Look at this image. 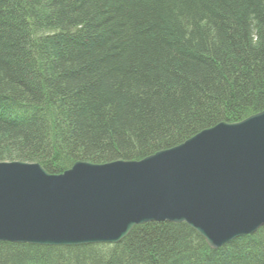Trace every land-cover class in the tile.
<instances>
[{
  "label": "trees",
  "instance_id": "16d2710c",
  "mask_svg": "<svg viewBox=\"0 0 264 264\" xmlns=\"http://www.w3.org/2000/svg\"><path fill=\"white\" fill-rule=\"evenodd\" d=\"M29 17L59 32L36 55ZM131 25L165 56L128 54L143 59L130 70L121 55L134 46L124 38ZM95 26L109 47L90 42ZM43 80L66 130L55 116L7 124ZM263 110L264 0H0V161H43L62 173L79 161L139 160ZM1 249L0 264H264V228L217 252L186 224L170 223L136 227L116 245Z\"/></svg>",
  "mask_w": 264,
  "mask_h": 264
},
{
  "label": "water",
  "instance_id": "95a60500",
  "mask_svg": "<svg viewBox=\"0 0 264 264\" xmlns=\"http://www.w3.org/2000/svg\"><path fill=\"white\" fill-rule=\"evenodd\" d=\"M0 208L7 220H26L11 227L15 236L2 229L4 242L114 244L139 224L170 220L220 249L264 226V111L138 162H77L58 177L40 165L0 162Z\"/></svg>",
  "mask_w": 264,
  "mask_h": 264
},
{
  "label": "bare ground",
  "instance_id": "6f19581e",
  "mask_svg": "<svg viewBox=\"0 0 264 264\" xmlns=\"http://www.w3.org/2000/svg\"><path fill=\"white\" fill-rule=\"evenodd\" d=\"M31 5H34L32 7L34 9H38V10L40 9V6L38 5V3H33ZM24 15H26L25 12L24 11H22V12L20 11L19 12V16H17V19L19 17H23L24 18ZM144 15H145V17H148V15H149L148 14V11L146 13H144ZM144 15H142V17ZM27 22H28V25H27V31H28L27 32V35L30 36L33 41H35V42L37 41V43H36L37 46L35 47L34 52H33V54L36 55L37 54L36 53V49L38 50L39 47H41V44H40L41 41L44 40V39H47V38H49L51 36H53L54 34H58L59 32L57 33L56 30L50 29V28H46V27L45 28L38 27L37 26V23L32 18H30V17L28 18V21ZM204 24L205 23H203L201 26H204ZM131 26H128V28H129L128 31L129 32L127 31V35L124 36V38L126 39L125 40L126 43L130 40L131 44H133L134 46H132L128 50L125 49L126 51L123 52L122 55H121V56L124 57V58L121 57V60L125 64H127V65L130 66V68H129L130 70L131 69H137V67H135V65H137L138 66V69H139V67H141V66H139L138 64L141 65L143 59L142 60L141 59H139V60L135 59L134 60V58H132L131 55H130V57H128V54H133V55H137L138 54L137 56H143L144 54L146 55V54H149L151 52L152 53L151 54L152 56H149V57H152V59H155V60H156V58L158 56H161V57H164L165 56V55L159 53L158 50H155V47H153V46H151V45L148 44L149 41L147 40V37H148L147 33L144 34V33H141L140 32L142 34L141 40H140L139 39L140 35L139 34H136V32L138 33V31H135V28H133V26L132 27ZM157 27L158 26H156V28ZM98 28H101V26H95L91 30L89 29V31H90L91 34H95V35H91V38L92 39H90V42H92V40H93V42L97 41V42H99V45L103 46L104 48L106 46L109 47V45H111V41H109L110 38L107 37V34L106 35H102V33H101V38H99V36L96 35V34L100 33V31H98ZM69 32H71L70 34L72 36H73V34H77L78 33V31L75 28H71ZM70 40L72 41L73 38H71ZM139 42L143 45V47L140 45ZM146 42H147V44H146ZM118 49H121V48L119 47ZM125 57H127L128 59L125 58ZM146 61H147V63L148 62L149 63L151 62L150 59H148V57H147ZM145 68L147 70V67H145ZM141 70H143V69H141ZM138 80L139 81H142V79H138ZM44 85H45V80L39 82L37 88H34L33 89L34 95L33 94L31 95L29 93L30 95H29V97L26 100H23L22 102H19V103L16 102V104H14L15 107L12 109V111L14 110V113L13 114L12 113L9 114V116L7 117V120H6L7 124L10 125V124L16 123V122H22V123L31 122V121L34 120L35 117H38V116H40L41 118H45V119H46V117H53V116H55L57 119H61L58 122V125L60 127V131L61 130H66V128L68 127V125H67L68 123L66 121H64L63 116L61 114H59V112H56V104L57 103L56 102L51 103L48 100H46L47 98H45L43 96V95H45L47 93V90L44 87ZM48 93L50 94L51 92L49 91ZM103 95L105 96V94H103ZM37 96L42 97V102L44 100L45 101L42 104H38L37 105V102L38 101L32 99V98H34V99L37 98L38 99ZM105 102H108V99L107 98H106ZM124 104H125V102L124 101H121V103H120L119 106L124 105ZM97 106L94 105L93 107H91V109L92 110L94 109V111H97L98 110ZM121 111H123L125 114H128L129 113L128 110L127 111L124 110L123 107L121 108ZM16 114H18V115H16ZM120 115H121V113H120ZM129 115H128V117H129ZM49 125L50 126L47 127V131H49V133H52V132L54 133L55 132V129L51 128L52 123H50ZM55 126H54V128H56ZM154 154H157V153H154ZM76 163H74V165ZM90 164H92V162H90ZM70 169H67V170L63 171L62 173L66 172V171H68ZM171 222L172 221L167 220V221H164L163 223H170L171 224ZM182 223H180V224H182ZM148 224H150V222H148ZM188 227L190 228V230L192 229V227L190 225ZM134 228H136V226ZM134 228L131 230V232L134 230ZM191 231L198 237V232L197 231H193V230H191ZM131 232H129L128 235L124 239H126L130 235ZM200 241L203 243L204 247L207 250H211L212 249V247L210 245H208V243L206 242L205 237H203V236L200 237ZM5 243L6 242H4V241H0V249L2 248L4 250V244ZM14 244H15V242H13L11 245H14ZM17 245H28V243H17ZM58 245L60 247H58L57 245H48V244H31V246L40 247V248L46 250L47 252H53L56 249L55 247H58V248H68V247H70V246H65V245H62V244H58ZM105 245H107V244H105ZM108 247H110V246H108ZM54 262H55L54 260H52V262L49 261V264H55Z\"/></svg>",
  "mask_w": 264,
  "mask_h": 264
},
{
  "label": "rangeland",
  "instance_id": "374dc122",
  "mask_svg": "<svg viewBox=\"0 0 264 264\" xmlns=\"http://www.w3.org/2000/svg\"><path fill=\"white\" fill-rule=\"evenodd\" d=\"M264 111V110H263ZM262 112V111H261ZM258 113H260V112H258ZM258 113H256V114H258ZM253 115H255V114H253ZM252 116V115H251ZM250 117V116H249ZM249 117H247V118H249ZM247 118H245V119H247ZM245 119H243V120H245ZM243 120H241V121H243ZM241 121H239V122H241ZM220 123H222V122H220ZM219 123V124H220ZM225 123H229V124H233V123H238V122H226L225 121ZM218 125V124H217ZM214 127V126H213ZM210 128H212V127H210ZM210 128H207V130L208 129H210ZM204 130H206V129H204ZM203 131V130H202ZM200 133V132H199ZM198 134V133H197ZM197 134H195V135H197ZM195 135H193V136H191V137H189L187 140H185V141H183L182 143H180V144H178V145H181V144H183V143H185L186 141H188L189 139H191V138H193ZM177 144L175 145V146H173V147H171V148H174V147H177L178 146ZM171 148H168V149H171ZM168 149H163V150H160V151H164V150H168ZM159 152V151H158ZM157 153V152H156ZM152 155H154V154H152ZM152 155H150V156H152ZM147 157H149V156H147ZM147 157H145V158H142V159H139V160H137V159H135V160H122V159H120V160H115V161H124V162H138V161H142V160H144V159H147ZM115 161H110V162H105V163H92V164H98V165H107V164H110V163H113V162H115ZM0 162H7V163H13V162H22V163H24V164H28V165H40L43 169H44V171L47 173V174H49L50 175V177H58L59 175H62L63 173H53V172H50V171H48L47 170V168H45L44 166H43V161L42 162H39V161H23V160H7V161H0ZM79 162H85V163H90V162H87V161H79ZM45 166H46V164H44ZM70 169V168H69ZM40 197V196H39ZM47 201L48 202H51L52 201V196H48V198H47ZM62 201V202H61ZM71 201V200H70ZM58 202L59 203H63V202H67V199L65 198V196L64 195H61L60 196V199H58ZM7 205H10L9 203H7ZM10 209V211H11V209L12 208H9ZM42 209V208H41ZM40 209V210H41ZM44 209V211L45 212H47V211H50V210H47V209H50V208H43ZM19 210H21V211H28V210H26L24 207H20L19 208ZM57 210H56V208H55V210H51V213H55ZM48 213V212H47ZM4 215L5 214H3V208H0V225H2V227H1V229H0V231H1V234L3 233L2 232V229L5 231V232H7V234L9 235V236H15L16 234V232L14 231V232H12V229H11V227H16V226H18V225H20V223H22V221H26V220H20L19 218H12L13 220H11L10 218V220H7V219H5L4 218ZM13 215V214H12ZM39 215V210H36V212H34V213H32L30 216H29V218L31 217V218H33V217H37ZM13 217V216H12ZM29 218L27 219V220H29ZM164 221H151L150 223H163ZM146 224H148V223H142V224H139V225H137L136 227H141V226H143V225H146ZM171 224H177V225H179L180 223H177V222H171ZM182 224H186V225H188L186 222H184V223H182ZM189 226V225H188ZM262 228H264V226L262 227ZM262 228H260L259 230H257L255 233H253V234H249V235H243V236H240V237H237V238H235V239H233L232 241L230 240V242H228V243H226L224 246H222L220 249H215V248H212L210 251H220V250H222L224 247H226V246H228L229 244H231L232 242H235L236 240H239V239H241V238H245V237H252V236H254L256 233H258ZM11 229V230H10ZM29 230H30V228H24V230H23V232H26V233H29ZM191 230H193V231H196V230H194L193 228L191 229ZM19 232V231H18ZM198 232V231H197ZM19 234H20V232H19ZM35 237H38V236H35ZM198 237L200 238V237H202L201 236V234L198 232ZM44 239V238H43ZM124 240V239H123ZM121 242V241H120ZM13 242H10V241H8V242H6L5 244L6 245H11ZM28 243V242H27ZM15 244H17V243H15ZM106 243H99V244H86V245H83V244H81V245H70V247H81V246H89V245H105ZM116 244H118V243H114V244H107V245H116ZM28 246H31V244L30 243H28ZM58 247H60L59 245H57ZM58 247H55V248H58Z\"/></svg>",
  "mask_w": 264,
  "mask_h": 264
}]
</instances>
